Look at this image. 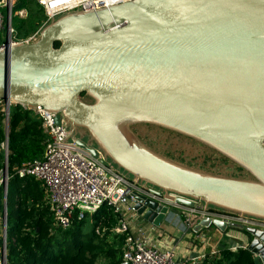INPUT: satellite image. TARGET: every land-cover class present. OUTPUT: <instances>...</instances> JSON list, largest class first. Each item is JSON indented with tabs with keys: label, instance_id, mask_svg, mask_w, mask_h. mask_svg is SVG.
Wrapping results in <instances>:
<instances>
[{
	"label": "water",
	"instance_id": "water-1",
	"mask_svg": "<svg viewBox=\"0 0 264 264\" xmlns=\"http://www.w3.org/2000/svg\"><path fill=\"white\" fill-rule=\"evenodd\" d=\"M0 100L56 113L71 139L178 203L264 221V0H130L62 14L36 41L8 33ZM130 197L155 226L171 211ZM212 225L247 231L264 264V228L199 215L186 233Z\"/></svg>",
	"mask_w": 264,
	"mask_h": 264
},
{
	"label": "built area",
	"instance_id": "built-area-1",
	"mask_svg": "<svg viewBox=\"0 0 264 264\" xmlns=\"http://www.w3.org/2000/svg\"><path fill=\"white\" fill-rule=\"evenodd\" d=\"M130 0H37L44 8L47 20L62 14L84 9L91 10ZM14 0L0 2V52L4 50L5 41L2 33L6 30L14 39L13 26H7L8 14L13 15ZM7 8V14L3 11ZM21 17L27 16L25 9L17 12ZM39 31L25 39L34 41ZM21 40V41H25ZM16 103H11L12 107ZM22 105V104H20ZM25 109L33 111L41 120V127L46 134L44 153L42 157L24 162L17 168L20 177H33L41 182L46 189V200L52 211L55 224L62 228H69L74 221L82 220L87 215H93L104 205H109L121 215V219L113 229L115 234L125 236L121 264H177L176 251L173 248H163L151 244V238L146 235L144 228L139 225L143 216L135 208L134 193L142 194L150 199L170 206L171 210L178 209L187 225L199 215L207 218H220L227 222H236L246 227L264 228V221L253 217L242 216L237 213L219 208L205 209L201 201L195 207L178 203L162 194V190L149 184L138 183L112 164L102 153L95 156L91 151L82 147L77 138H70V131L64 124L56 122L57 114L44 110L43 106ZM0 107L4 112L5 123L9 127L11 109H7L5 101L0 100ZM0 150L5 153V164L0 168V190L5 194L4 209L0 214V253L7 255L5 248L8 236V222L5 218L7 205L8 183L10 180L9 164L6 158L9 155V139L2 142ZM161 191V193L159 192ZM172 196L177 195L171 193ZM99 232V231H98ZM216 250L213 251L215 253ZM204 257V256H203ZM203 257H195L186 264H197ZM0 264H4L0 258Z\"/></svg>",
	"mask_w": 264,
	"mask_h": 264
},
{
	"label": "trees",
	"instance_id": "trees-1",
	"mask_svg": "<svg viewBox=\"0 0 264 264\" xmlns=\"http://www.w3.org/2000/svg\"><path fill=\"white\" fill-rule=\"evenodd\" d=\"M25 9L26 17L17 12ZM47 20L44 8L37 0H14L12 26L14 39L25 40L38 32ZM6 31V30H5ZM2 33V40L5 41ZM59 43H57V46ZM9 139L10 180L7 192L8 264H121L125 236H108L119 223L121 215L104 205L93 215L75 220L69 228L57 226L46 200V189L33 177L17 174L24 162L42 157L46 134L41 120L20 104L11 107L9 127L0 107V147ZM5 164V153L0 150V168ZM122 171V170H121ZM5 194L0 190V214L4 209ZM91 228L87 229V222ZM211 229L216 226L212 225ZM99 231V232H98ZM206 252L197 264H256L248 248L228 247Z\"/></svg>",
	"mask_w": 264,
	"mask_h": 264
},
{
	"label": "crops",
	"instance_id": "crops-1",
	"mask_svg": "<svg viewBox=\"0 0 264 264\" xmlns=\"http://www.w3.org/2000/svg\"><path fill=\"white\" fill-rule=\"evenodd\" d=\"M5 0H0L4 2ZM7 8H3L6 12ZM195 219V218H194ZM139 225L149 234L151 244L163 248H173L177 255V264H186L195 257H203L209 250H219L228 247L231 249L247 248L249 234L245 230L232 228L222 232L217 227H206L200 232L186 233L191 227L187 225L183 214L178 209H173L161 226H155L145 218H140ZM115 234V233H114Z\"/></svg>",
	"mask_w": 264,
	"mask_h": 264
},
{
	"label": "rangeland",
	"instance_id": "rangeland-1",
	"mask_svg": "<svg viewBox=\"0 0 264 264\" xmlns=\"http://www.w3.org/2000/svg\"><path fill=\"white\" fill-rule=\"evenodd\" d=\"M6 14H7V11H6ZM5 24L7 25V21L5 22ZM3 33H4L5 38H6V37H7V31H4ZM37 39H39V35H37V37H36V39H35L34 41H36ZM77 135H78L79 137H81V135H82V136H85V134H84L83 131H79ZM83 138H84L85 141L88 140V137H87V136H86V137H83ZM123 173H124V172H123ZM201 204L204 205L203 202H201ZM210 208H216V207H210ZM86 227H87V229H90V228H91V222H90V221L87 222ZM108 239H109V241H110L111 243H112V241H113V242L116 241V237H115L114 232H112V233L109 234ZM100 262H101V264H105V261H104V260H100Z\"/></svg>",
	"mask_w": 264,
	"mask_h": 264
},
{
	"label": "flooded vegetation",
	"instance_id": "flooded-vegetation-1",
	"mask_svg": "<svg viewBox=\"0 0 264 264\" xmlns=\"http://www.w3.org/2000/svg\"><path fill=\"white\" fill-rule=\"evenodd\" d=\"M147 127H150V126L147 125ZM150 128H152V127H150ZM137 132L139 133L140 136H142V134H140L141 132L138 129H137Z\"/></svg>",
	"mask_w": 264,
	"mask_h": 264
}]
</instances>
